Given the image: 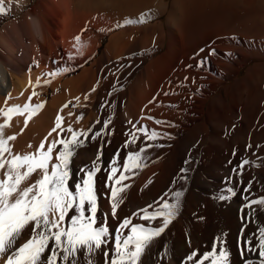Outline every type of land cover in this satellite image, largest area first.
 <instances>
[{
  "label": "bare ground",
  "instance_id": "bare-ground-1",
  "mask_svg": "<svg viewBox=\"0 0 264 264\" xmlns=\"http://www.w3.org/2000/svg\"><path fill=\"white\" fill-rule=\"evenodd\" d=\"M150 1L147 4L150 5ZM228 1L179 0L178 10L168 12L169 3L160 0L161 8L157 13L156 7L157 15L153 13L154 16L149 15L150 18L139 20L132 17L134 13L129 14L131 10L129 8L135 5L130 7L127 0H4L6 12L0 14V125L5 124L6 120L2 113L9 108L21 104L20 108L23 109L29 103L32 106L38 104L44 106L28 120L26 126L24 122L28 119V113L13 115L10 126L3 128V138L9 137L8 133L12 132V129L16 130L14 126L12 127L15 123L21 124L20 129H23L22 133L25 134L20 135L25 136L28 124L36 116L47 112L50 114L53 109L68 105L70 102L80 105L85 111L84 114L89 113L86 115H89L90 121H85L81 127L90 129L94 125L98 126L89 139V146L79 151L75 167L82 169L86 164L91 167L93 159L98 152L100 153V171L94 177V191L99 206L95 226L106 227L109 230L106 245L110 251L109 260L118 232L127 235L133 225L154 228L161 224L159 219L149 222L134 216L133 213L140 208H148L151 213L161 207L163 201H171L174 191L183 189L184 192L187 189L190 177H194L191 192L184 204L181 200L183 206L182 208L180 206L179 214L154 241L149 254L144 258V264H187L186 257L190 252L194 250L199 254L207 252L206 244L213 229V233L217 229L219 235L224 234L231 240V236L240 226H246L245 233L255 244L259 229L264 227V214L258 215L257 211L253 210L249 219V209L244 207L247 201L256 200L261 187L264 189V183L261 185L258 180V176L264 177V166L254 162L260 154L258 145L261 144L257 143L263 142L261 147L264 148L263 101L258 97L262 105L256 107L258 109L255 111H258H253L256 114L249 120H246V117L243 121L240 119L241 122L237 124L232 120L225 121L228 115L223 118L226 113L238 116L237 112L244 106L242 104L246 105L255 91L264 88V62L253 66L250 64L242 79L223 87L222 92L225 96L223 93L214 94L220 85H226L249 61L264 60L262 50L257 52L256 49L257 53H251L245 48L260 47L262 40L258 38V42L255 38V41L248 38L252 42L241 41L244 46L241 48V45H238V48L248 56L244 58L245 60L240 57L241 62L236 67L230 66L229 56L221 59L220 56H218L220 58L215 56L216 53L213 57L211 54L209 58L216 70V76L205 70L200 80L193 84V90L200 92L195 91L193 94L190 88L177 85V79L185 74L183 69L207 55L213 47L228 54L233 46H231L233 40L224 38V36L229 38V34H232L233 18L237 17H231L232 21L227 18L229 15L227 16L223 6ZM144 2L146 4V1ZM243 4L248 9L256 7L250 6L249 1ZM262 5L261 8L264 7ZM132 10L135 12V9ZM164 14L168 27L171 25L170 21L174 20L171 22L174 28L168 29V36L163 25L160 28L161 33L156 26V35L150 34L147 27H136ZM3 16H7L8 20L1 23ZM239 18L243 19L242 15ZM141 20L143 22H140ZM77 36L84 45L80 51L74 46ZM99 36H108V40L102 55L95 59L100 45V40H97ZM234 47H237V44ZM162 48L164 49L162 54L148 62L136 75L137 70L145 64L146 57ZM62 59L69 61V65L66 63L65 66H61ZM87 63L90 65L86 66ZM80 67L83 68L77 75L62 81L65 75ZM30 68L29 72H32V69L34 72L35 69L33 75L26 72V69ZM65 69L67 71H64ZM225 69L227 72L224 74ZM52 72L57 75L50 76L49 73ZM43 76L46 80L41 81ZM34 77L39 80V87L36 86L37 82L31 80ZM128 84L130 86L125 89ZM49 90L53 96L47 105L45 99L40 100L39 96ZM33 91L37 95L33 96ZM255 99L257 101V98ZM254 103L256 104L255 101ZM251 104L255 105L253 102ZM245 107L247 109V105ZM66 117L71 125L76 123L72 115L66 114L65 119ZM106 121H110L107 128ZM225 129L227 133L223 132ZM153 132L157 134V139L149 140L145 133L150 135ZM97 133L100 135H96ZM129 134H134L137 140L126 147V143L131 139ZM15 137V140L9 141L12 154H16L20 140L16 135ZM23 139L25 141V137ZM142 148H146L142 153V166L124 173L122 166L127 162L128 155L139 152ZM5 154L7 155L4 158L10 159L9 154ZM243 160L252 163L245 165L240 175L238 166ZM113 161H116L115 165ZM113 166L118 168L116 176L125 175L127 178L122 183L130 186L123 193H118V196H123L124 201L118 208L116 218L111 215L110 207L109 185H113V182L108 180ZM6 168L7 166L5 170ZM182 169H188L186 182L180 179ZM5 170H0V179L4 178ZM82 174L75 175L70 186L81 182L82 178H87L83 172ZM40 176L32 175L21 187L29 186ZM228 188H233L236 192L231 199L220 200L216 197V200L207 201L209 189L224 190L225 193ZM201 201L204 202V206L207 204L201 215H196L202 218L197 219L192 215L199 211ZM72 215L73 212L70 211L63 226H71ZM125 217H131L132 222L128 228L120 229L119 225ZM215 224L218 228L214 226ZM210 237L213 238L212 235ZM211 238L209 240H213ZM232 242L228 244L229 251H232L230 255L233 256L232 261L230 258L232 264L239 263L244 257L255 259V252L245 253L242 257L241 250L238 252ZM52 246L50 244V247ZM99 253L101 254V252L97 254ZM97 254L94 259L98 264ZM0 264H5L3 258H0ZM79 264H84V261L80 260Z\"/></svg>",
  "mask_w": 264,
  "mask_h": 264
},
{
  "label": "snow or ice",
  "instance_id": "snow-or-ice-1",
  "mask_svg": "<svg viewBox=\"0 0 264 264\" xmlns=\"http://www.w3.org/2000/svg\"><path fill=\"white\" fill-rule=\"evenodd\" d=\"M5 12L4 0H0V14ZM75 41L74 46L77 51H80L84 46L81 38L77 36ZM49 75L55 76L57 73L52 72ZM36 86H40L39 80ZM35 95L37 93L33 91V96ZM43 106V104L32 106L29 103L23 109L16 106L2 113L6 122L0 125V170H5L6 166L7 168L4 171V178L0 179V258L5 260V264H79L80 260H83L84 264H97L94 256L98 252H103L105 264H144V258L149 254L154 241L164 233L179 214L183 189L174 191L171 201H163L162 206L151 213L148 208H140L134 212L133 215L139 216L142 220L152 222L159 219L161 224L154 228L133 225L127 235L118 232L109 260L110 251L106 246L109 230L106 227L95 226L99 206L94 191V177L100 171L99 152L93 159L91 167L86 164L81 169L87 178H82L81 182L75 183L74 186L69 184L71 159L76 155L77 150L84 146V141L79 137L83 136L86 140V134L76 133L69 127L68 131L72 133L71 139L53 140L46 150L45 142H41L36 152L26 155L11 153L9 141L15 140V136L3 138V128L10 126L13 115L28 113V119L24 122L26 126L28 120ZM62 121L63 118L58 115L56 127L52 131L61 128ZM108 123L110 121L105 122V128ZM129 135L131 139L126 143V147L137 140L134 134ZM145 135L149 140L157 139L155 132L150 135L145 133ZM57 144L63 145V148L58 151L55 156L56 162L53 163L52 153ZM248 147L250 148L251 145ZM144 151L146 148L128 155L127 162L122 166L124 173L142 166ZM5 153L9 154L10 159L4 158ZM251 163L252 161L249 160L241 161L238 174L242 175L244 166ZM115 164L116 161H113V165ZM38 171L41 174L38 180L27 187H21L23 182ZM117 171L118 168L113 166L108 176V180L115 185H109L111 215L114 218L117 217L118 208L124 201L123 196H118V193H123L130 187L122 183L127 177L123 174L117 177ZM181 171L183 174L180 179L186 182L188 169ZM234 171L237 170L234 169ZM226 192L227 195L220 196V200L231 199L236 194L233 188H228ZM245 199L247 201V198ZM254 206L257 207L254 209ZM244 207L249 209V219H251L253 210H264V198L247 201ZM70 211L73 212L70 217L71 226H63ZM131 222V217H125L119 228H128ZM50 244L53 246L50 247ZM225 244V235L222 234L215 238L211 251L203 253L202 258H198L200 254L194 250L187 255L186 260L192 264H205V262L231 264V254L228 248L223 246ZM252 252L257 254L259 264H264V227L259 229L258 240L255 244L251 239H245L241 256ZM245 264H253V261L245 260Z\"/></svg>",
  "mask_w": 264,
  "mask_h": 264
},
{
  "label": "rangeland",
  "instance_id": "rangeland-1",
  "mask_svg": "<svg viewBox=\"0 0 264 264\" xmlns=\"http://www.w3.org/2000/svg\"><path fill=\"white\" fill-rule=\"evenodd\" d=\"M34 1V0H33ZM136 3H135V2ZM127 0V3H128V5L130 6V7H132V5L134 6V7H132V8H129V9H131V10H129V14L130 13H134V15L132 16V14H131V16L132 17H136V19H144V18H147V17H149V15H151V17L152 16H154V14L153 13H155L156 12V7H157V13L159 12V8H161V3H160V0H151L150 1V5L149 4H147V3H149V0ZM141 1V2H140ZM144 1H146V4H144L145 2ZM154 1V2H153ZM156 1H158L159 3H157ZM166 2H168L169 3V8H168V12H173V10H174V12L175 11H177L178 10V1L179 0H175V2H173L174 0H165ZM230 1V0H229ZM228 1V3H226L224 6H223V10L227 13V18L229 19V21L231 20L232 21V19H231V17L233 18L234 16H237V17H234L233 18V28H232V31L234 32H232V34L230 33L229 34V38H228V36H224V38L225 39H228L229 41H235V42H231V43H233V44H231V49L230 50H232V51H228V54H227V52L225 51L224 52V50L222 51V50H220V51H222V52H219V48L217 49V47H216V49H214L215 47H213L210 51H209V53L207 54V55H205L204 57H202V58H199L198 59V61L197 62H193V63H191L190 65H188L187 67H185L183 70H184V72H185V74H184V76L183 77H181V78H178L177 79V85H179V86H182V87H185V88H190L191 90H192V93L193 94H195V91H196V93H198V92H200V90H193L194 89V87H193V84H195L197 81H199L200 80V78L204 75V72H205V70H208V71H210V72H212L213 73V76H216V70L214 69V67H213V63H212V61L210 60V56H211V54L213 53L212 51H213V49L215 50L214 51V54H215V56L217 55V57L218 56H220L221 57V59L222 58H226V56H229L230 57V66H234V67H236L241 61H239L240 60V57H241V59L243 60L244 58L246 59L247 58V56H248V54H246V53H242L241 51H240V49L238 48L240 45H241V48H243V44H242V42L244 41V42H249L250 40L248 39V38H250L252 41L254 40L255 41V39H257V41H258V38H259V40H262V42L260 41V43H262V45L260 46V47H256V48H254L253 46H246L245 48L247 49V51H249V52H253V53H257V52H259V51H261L262 50V52H264V42H263V40H264V7H260L262 4H264V0H242V3H240L241 2V0L238 2V0H236L237 2L236 3H231V2H229ZM231 1H233V2H235V0H231ZM247 1H249L251 4H250V6H253V5H255L256 7H252L253 8V10H252V8L251 9H248L246 6H245V4H243V3H245V2H247ZM257 1V2H256ZM259 1H261L260 3L261 4H259ZM263 1V2H262ZM130 2V3H129ZM138 2H140V3H138ZM143 2V3H142ZM155 2L157 3V4H155ZM253 2V3H252ZM132 3V4H131ZM135 3V4H134ZM237 3H239V4H237ZM138 4L140 5V4H144V6H142V5H140V6H138ZM234 4H235V6H234ZM241 4V6H238V5H240ZM243 4V5H242ZM257 4V5H256ZM149 5V6H148ZM158 5V6H157ZM237 5V6H236ZM139 8H137V7ZM229 6V7H228ZM243 6V7H242ZM262 6H264V5H262ZM142 7H146L145 9L144 8H142ZM228 7V8H227ZM236 9H235V8ZM246 9H245V8ZM238 8H240V9H238ZM132 9H135V12H132L133 10ZM142 9V10H141ZM243 9V10H242ZM245 9V10H244ZM136 10H138V12L136 11ZM141 10V11H140ZM245 11V12H244ZM230 12H232V13H230ZM256 12V13H255ZM157 13H155V15H157ZM146 14V15H145ZM249 15L248 17H245V16H247V15ZM10 15V14H9ZM242 15V17H243V19H242V21H241V19L239 18V16H241ZM11 16V15H10ZM263 17V18H262ZM150 18V17H149ZM259 18V19H258ZM239 19V20H238ZM257 19H258V21H257ZM1 20H3L1 23H4V22H6L7 20H8V18H7V16H3L2 18H1ZM173 20V19H172ZM170 21V26H172V23L174 22V20L173 21ZM172 22V23H171ZM238 22H241V23H238ZM244 22V23H243ZM260 22V23H259ZM160 24V25H159ZM239 24V25H238ZM241 24H242V26H241ZM244 24V25H243ZM258 24H259V26H258ZM164 26V29H165V31H166V35L168 36V34H169V30L168 29H173L174 28V26H172V27H168L167 25H166V14H164V15H161L160 17H157V18H153V19H150L149 21H147V22H145V23H142V24H138V25H136V27H147L148 28V30H149V33L151 34H153V35H156L157 33V27H159V33H161V27H163ZM166 25V26H165ZM236 25H238L237 27H236ZM154 26V27H153ZM157 26V27H156ZM151 27V28H150ZM256 27H258V28H256ZM256 28V29H255ZM167 29V30H166ZM250 29V30H249ZM253 29H254V31H253ZM155 31V32H154ZM241 31H243L242 33H241ZM167 32H168V34H167ZM156 33V34H155ZM240 33V34H239ZM235 34V35H234ZM244 36H243V35ZM257 34H258V36H257ZM262 34V35H261ZM161 35V34H160ZM232 35V37H230ZM239 35V37H237ZM249 35H251V36H249ZM234 36V37H233ZM241 37L243 38V40H241ZM231 38V39H230ZM255 38V39H254ZM221 39L222 40H225V39H223V37H221ZM248 39V41H246ZM97 40L100 42V45H99V47H98V49H97V53H96V55H95V59H97V58H99V56L100 55H102V53H103V49H104V46H105V44L107 43V40H108V36H99V37H97ZM238 40V41H237ZM225 41H227V40H225ZM240 41V42H239ZM242 41V42H241ZM252 41H250V42H252ZM259 42V41H258ZM229 43V42H228ZM236 44H237V47H234V46H236ZM239 45V46H238ZM243 45V46H242ZM234 49V50H233ZM236 49V50H235ZM257 49V52H255V50ZM218 50V51H217ZM237 50H239V52H237ZM164 51V49L162 48V49H160L157 53H155V54H153V55H148L147 57H146V60H145V64H143L138 70H137V73H136V75L137 74H139L140 73V71L142 70V67H144L148 62H150L151 60H153L154 58H156L157 56H159L160 54H162V52ZM61 52L62 53H64V51H62V49H61ZM218 52V53H217ZM223 52H224V54H223ZM220 53V54H219ZM235 55H234V54ZM239 53V54H238ZM240 53L241 54H244V55H240ZM214 54L211 56V57H213L214 56ZM227 54V55H226ZM233 54V55H232ZM224 56V57H222V56ZM239 55V56H238ZM234 56V57H233ZM220 57H218V58H220ZM228 58V57H227ZM233 58H235L234 60H233ZM229 59V58H228ZM244 59V60H245ZM62 62H60V64H61V66H65L66 65V63H67V65H69V61H66V60H64V59H62L61 60ZM235 61V62H234ZM238 61V62H237ZM233 62V63H232ZM237 62V63H236ZM261 62H264V60H251V61H249L243 68H241L240 69V71H239V73L235 76V77H233L231 80H229L227 83H226V85L225 84H222V85H220L221 87L220 88H218V90L214 93V94H222L223 93V95L225 96V94H224V92H222L223 90H222V88L223 87H228L229 85H232L236 80H238V79H242L243 77H244V75H245V73H246V69L247 68H249L250 67V64H251V66H253V64L255 65L256 63H261ZM90 65V63H87L86 64V66H89ZM83 67H80V68H78L76 71H74V72H72V73H69V74H67V75H65L63 78H62V81H64V80H67L68 78H71V77H73V76H75V75H77L80 71H81V69H82ZM31 70V68L30 69H26V72H28L27 74L28 75H31V73H32V75L34 74V72H35V69H34V72H33V69H32V72H29ZM225 72H223L224 74L227 72V70L225 69L224 70ZM33 82H37V78L36 77H34V78H32L31 79ZM43 80H46V78H45V76H43V79H41V81H43ZM10 83V82H9ZM128 86H130V84H128L126 87H125V89H127L128 88ZM264 88H261V89H258L257 91H255L254 93H253V97L251 96V99H249L247 102H246V105H247V109H246V105L245 104H242V105H244V106H241V108H240V110H239V112L240 113H242V114H244V115H242V114H240L239 112H237V115L238 116H231L230 115V113H226V114H224V116H223V118L225 117V116H227V117H225V121H230V120H232V121H234L235 123L237 122V124H239L240 122H241V120L243 121L246 117L248 118H246V120H249L250 118H252L256 113V111H258V110H256L255 111V109H258L259 108V106H261L262 104H264V90H263ZM60 90H61V88H60ZM51 94H52V92L49 90V91H47V93L46 94H41L40 96H39V99L40 100H42V99H45V104H47V103H49V101L51 100V97L53 96H51ZM58 95V94H57ZM258 97H259V100H261V101H263V103L261 104V101H258ZM255 98H257V101H256V99ZM260 98H262V99H260ZM255 99V100H254ZM256 102V104L254 103V101ZM52 101V100H51ZM50 101V102H51ZM253 102V105L254 106H252V104L250 105V103H252ZM249 104V105H248ZM261 104V105H260ZM20 106L19 107H21V104H19ZM48 105V104H47ZM258 106V108H256ZM15 107V106H14ZM60 107V106H59ZM59 107H57V109L55 108V109H53L52 111H50V114H49V112H47V113H45V114H40V115H38V117L36 116V118H34L29 124H28V131H27V133H26V135L25 136H21L23 133L22 132H24V130L23 129H20L21 127H20V123H18V125H16V123H15V125L14 124H12V127L14 126L15 128H16V130H14L13 131V129H12V132L10 131L8 134H10V136H17V137H19V136H21V138L19 137V142H18V144H17V147H16V154L17 155H26V154H31V153H34V152H36V150L39 148V145L41 144V142H45V150L47 149V147L50 145V143L53 141V140H56V141H59V140H61V139H65V140H68V139H71V136H72V133H70L69 131H68V128L69 127H71L76 133H80V132H83V133H85L86 134V136H87V139L85 140V137L83 138V136H81V137H79V139L80 140H82V141H84V146L83 147H80L78 150H77V152H76V155L74 156V157H72V159H71V163H70V181H69V184L71 185V183H72V180L74 179V176L75 175H83L82 174V171H81V169H80V167H75L76 166V164H75V160H76V158H77V156H78V154H79V151L81 150V149H83V148H86V147H88L89 146V139L94 135V132H95V128L98 126V125H94V127L92 126L90 129H89V127L88 128H82L81 126H83L84 125V123H85V121H90L88 118V116L86 115L88 112H86L85 114H84V112L85 111H83L82 109V107L80 106V105H77V104H75V103H72V102H70L68 105H67V107H65V105H61V107L59 108ZM250 108H254L253 110L252 109H250ZM250 109V110H249ZM242 110V111H241ZM243 110H245V111H243ZM250 111V112H247V111ZM252 110V111H251ZM253 111H255V112H253ZM70 113V114H69ZM83 113V114H82ZM247 113H248V115H247ZM67 114V116H69V115H72L73 117H74V120L76 121V123L74 124H72L71 125V123L68 121V117H66V119H65V115ZM89 114V113H88ZM249 114H250V117H249ZM254 114V115H253ZM43 115V116H42ZM61 116L62 118H63V121H62V124H61V128H59V129H57L56 131H52V129L53 128H55L56 127V119H57V116ZM240 115H241V117H243V118H241L240 117ZM231 116V117H230ZM80 117H82V119H78V118H80ZM229 117V118H228ZM87 118V119H86ZM239 121H238V120ZM241 119V120H240ZM16 131V132H15ZM17 132H19V133H17ZM223 132H225V133H227L228 131H227V129H225V130H223ZM20 133H21V135H20ZM49 133H51V135H49ZM19 134V135H18ZM25 134V133H24ZM23 134V135H24ZM27 136V137H26ZM25 137V141H24V138ZM257 144H263V142L261 143V142H258ZM256 144V145H257ZM255 145V147L257 148V146ZM261 145L259 146L258 145V152H259V150H260V154H258V157H256V160L254 159V162H255V164H257V165H262V166H264V148H262L261 147ZM260 147L263 149H260ZM63 148V145H61V144H57V146H56V148L53 150V153H52V157H53V160H52V162L53 163H55L56 161H55V156L58 154V151L59 150H61ZM263 154H262V153ZM7 154H4V156H6ZM260 155V156H259ZM262 155H263V157H262ZM259 158H260V160H259ZM33 175H41L40 174V172L38 171L37 173H34ZM263 179H262V178ZM263 180V182H262V180ZM193 179H194V177H190L189 179H188V181H187V185H186V188L187 189H185L184 190V193L185 194H183V199H182V202H183V204H184V202H185V199H186V197H187V195L191 192V189H192V184H193ZM258 180H259V182H260V184L262 185L263 183H264V177L262 176V175H260V176H258ZM211 190H214V191H211ZM216 189H209V191L207 192V195L206 196H208V197H206V199H207V201H209V200H214L216 197H217V199H219V197L220 196H222V195H227V192H225L224 193V190H216ZM264 189H262V187H261V190L259 189V195H257V198H256V200H258V199H260L259 198V196L261 197V195L263 196V193H264V191H263ZM223 192L224 194H222L221 192ZM262 191V192H261ZM213 192V194H211ZM193 193H194V191H193ZM196 193V192H195ZM210 193V194H209ZM262 193V194H261ZM219 194V195H218ZM261 194V195H260ZM216 195H218V196H216ZM209 197L211 198V199H209ZM262 198H264V196L262 197ZM216 200V199H215ZM206 201V200H205ZM210 202V201H209ZM203 201H201V203H200V209H202V206H203V209L202 210H200L199 209V211L198 212H196V213H198V214H196V213H194V215H192V217H194V216H196V215H201V213H202V211H204V209H205V206H206V204H205V206L203 205ZM183 204L181 205V208H182V206H183ZM254 207H256V206H254ZM257 212V214L258 215H260V213H261V215L262 214H264V212H262L263 210H256ZM259 211V212H258ZM150 212V211H149ZM198 216H196V218L198 219V218H200V217H198ZM195 218V217H194ZM202 218V217H201ZM200 218V219H201ZM196 219V220H197ZM214 226H216V224L214 225ZM216 228H218V226H216ZM215 228V229H216ZM214 230V229H213ZM213 230H212V232H211V234H210V236L212 235V237L213 238H211L210 236H209V239L211 238V239H213L214 240V242H215V237L216 236H221V234L219 235V232L217 231V229L214 231L215 233H213ZM245 230H246V226H240V228L238 229V231L234 234V235H232L231 236V240H229V237L228 236H225V239L227 240L226 241V243H227V245L225 244V247H227L228 248V250H230V248H229V245L231 244L230 243V241L233 243V245L235 246V249H237V251L239 252V250H242V248L244 247V242H245V239H249L248 238V236H247V234L245 233ZM258 235H259V233H258ZM257 235V236H258ZM217 238V237H216ZM228 238V239H227ZM233 238V239H232ZM208 239V243L206 244L207 245V252H209L211 249H212V247H213V244H214V242H213V240H209ZM256 240H258V237L256 238ZM210 241H211V243H212V245H210L211 243H210ZM229 244V245H228ZM210 245V246H209ZM224 246V245H223ZM238 247V248H237ZM241 247V249H239ZM208 248H209V250H208ZM219 250V249H218ZM198 252V251H197ZM231 253V255H232V251H230ZM199 253V252H198ZM99 258V259H98ZM198 258H202V254H200V256L198 257ZM230 258H231V261H232V258H233V256H230ZM235 258H236V255H235ZM97 260H99V263L98 264H105V258H104V256H103V253L101 252V254L99 253V254H97ZM245 260H249V259H247V258H243L239 263H236V264H245ZM250 260H252L253 261V264H259V259L257 258V254L255 255V259H250ZM236 262V261H235ZM192 264V262L190 263V261H187V264ZM208 262H205V264H207ZM231 264H232V262H231Z\"/></svg>",
  "mask_w": 264,
  "mask_h": 264
}]
</instances>
